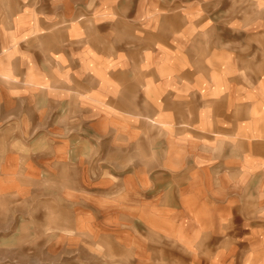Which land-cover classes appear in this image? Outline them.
I'll list each match as a JSON object with an SVG mask.
<instances>
[{"label": "crops", "instance_id": "0c3cea01", "mask_svg": "<svg viewBox=\"0 0 264 264\" xmlns=\"http://www.w3.org/2000/svg\"><path fill=\"white\" fill-rule=\"evenodd\" d=\"M0 264H264V0H0Z\"/></svg>", "mask_w": 264, "mask_h": 264}]
</instances>
